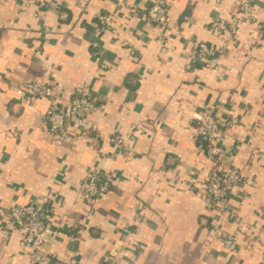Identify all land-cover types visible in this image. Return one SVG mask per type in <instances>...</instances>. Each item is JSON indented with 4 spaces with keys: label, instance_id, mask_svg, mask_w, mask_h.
<instances>
[{
    "label": "crops",
    "instance_id": "1",
    "mask_svg": "<svg viewBox=\"0 0 264 264\" xmlns=\"http://www.w3.org/2000/svg\"><path fill=\"white\" fill-rule=\"evenodd\" d=\"M167 1L159 27L145 16L151 0H0V264H33L11 212L41 195L59 200L52 226L67 235L45 246L46 264H260L242 234L232 253L212 237L196 195L211 163L195 118H239L226 163L248 182L224 228L264 229V39L247 21L236 35L209 30L237 0ZM255 1L264 18V0ZM100 12L126 24L117 18L95 48ZM202 41L223 46L210 67L191 60ZM35 79L63 85L65 99L80 87L97 96L103 107L89 115L88 137L52 140L41 120L50 100L21 102L15 92ZM116 134L125 148L112 143ZM93 164L120 180L88 205L80 186Z\"/></svg>",
    "mask_w": 264,
    "mask_h": 264
},
{
    "label": "built area",
    "instance_id": "2",
    "mask_svg": "<svg viewBox=\"0 0 264 264\" xmlns=\"http://www.w3.org/2000/svg\"><path fill=\"white\" fill-rule=\"evenodd\" d=\"M255 3V0H237L230 18L219 17L212 20L209 30L218 36L236 35L242 22L247 21L258 36L264 39V18H259L255 14ZM169 10L170 3L167 0H151L145 16L149 23L164 27L168 22ZM96 17L98 38L92 43L95 48L99 47L100 37L111 31L118 16L100 12ZM118 19L121 25L126 24L125 20ZM157 41L160 44L164 43L162 37ZM222 53L221 44L202 41L197 43L191 60L194 64L199 62L210 67L213 60ZM63 91V85L46 83L40 79L29 80L15 89L17 98L21 102L50 100V106L42 113L41 120L47 133L57 144L88 137L92 131L88 117L103 107L97 96L87 87L76 89L69 99H65ZM195 120L197 137L201 141L200 148L211 163L209 175L195 187L196 195L211 214L209 228L212 237L223 249L232 253L238 249V235L242 234L248 248L257 245L261 253L260 264H264V229L257 228L256 232L252 230L251 225H244L242 222H239V228L235 232H229L224 228L227 218L237 216L236 210L232 207V200L237 195V190L248 182L240 168L226 163V159L234 154L227 140L231 136V131L240 124V120L237 117L216 116L207 110L199 112ZM112 143L119 148H125L128 142L124 136L116 134L112 137ZM119 153L106 155V158H117ZM119 180L116 171H108L93 164L82 179L80 197L86 204L92 205L97 198L112 190ZM57 204H60L59 200L43 195L35 196L27 204L11 212V222L19 231L21 243L29 251L33 264H46L51 252L45 246L60 237L67 236L66 233L52 226Z\"/></svg>",
    "mask_w": 264,
    "mask_h": 264
}]
</instances>
